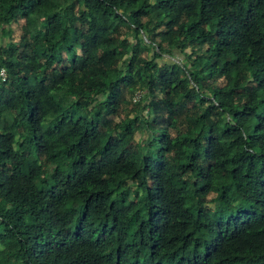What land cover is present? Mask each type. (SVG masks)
<instances>
[{"label":"trees","instance_id":"trees-1","mask_svg":"<svg viewBox=\"0 0 264 264\" xmlns=\"http://www.w3.org/2000/svg\"><path fill=\"white\" fill-rule=\"evenodd\" d=\"M0 68V264H264V0H0Z\"/></svg>","mask_w":264,"mask_h":264},{"label":"rangeland","instance_id":"rangeland-1","mask_svg":"<svg viewBox=\"0 0 264 264\" xmlns=\"http://www.w3.org/2000/svg\"><path fill=\"white\" fill-rule=\"evenodd\" d=\"M2 41H3V42H6V41H7V38L2 39ZM162 58H163V61H164V60H168V61H170V62H180L179 58L182 59V60L184 61L183 56H182V55L180 56V54H179V57H174V56L170 57V56H168V55H164V56H162ZM230 185H231V184L228 185V188H230Z\"/></svg>","mask_w":264,"mask_h":264},{"label":"built area","instance_id":"built-area-1","mask_svg":"<svg viewBox=\"0 0 264 264\" xmlns=\"http://www.w3.org/2000/svg\"><path fill=\"white\" fill-rule=\"evenodd\" d=\"M6 77H7V75H6L5 70L2 69V68H0V81H2V82L5 81L6 80ZM139 97H140V94H137L135 96V100H137Z\"/></svg>","mask_w":264,"mask_h":264}]
</instances>
